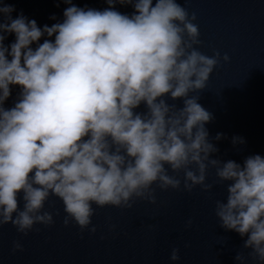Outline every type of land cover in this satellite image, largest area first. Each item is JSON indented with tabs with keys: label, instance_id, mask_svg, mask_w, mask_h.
I'll use <instances>...</instances> for the list:
<instances>
[{
	"label": "clouds",
	"instance_id": "clouds-1",
	"mask_svg": "<svg viewBox=\"0 0 264 264\" xmlns=\"http://www.w3.org/2000/svg\"><path fill=\"white\" fill-rule=\"evenodd\" d=\"M62 2L70 5L63 21L41 28L23 14L13 19L15 9L0 0V228L10 223L27 235L37 224L51 226L53 214L44 209L55 196L65 227L75 222L94 233L93 205L130 209L137 200L156 204L157 188L183 183L185 191L210 192L226 182L215 215L220 227L246 237L248 250L234 259L264 264V157L243 164L212 158L219 149L205 125L214 116L198 102L229 55L196 47L197 14L178 0H105L104 10ZM116 4L132 5L133 14ZM5 34L15 35L8 46ZM12 85L19 99L5 108ZM141 104L146 110L136 111ZM209 168L213 183L206 182ZM22 250L14 241L12 251ZM179 251L172 249V261Z\"/></svg>",
	"mask_w": 264,
	"mask_h": 264
},
{
	"label": "water",
	"instance_id": "water-1",
	"mask_svg": "<svg viewBox=\"0 0 264 264\" xmlns=\"http://www.w3.org/2000/svg\"><path fill=\"white\" fill-rule=\"evenodd\" d=\"M2 2L15 9L11 13L13 19L23 14L41 28L62 22L63 12L70 6L62 0ZM178 2L197 14L194 23L199 26L202 43L196 47L209 56L219 50L221 56L227 53L230 57L213 70L198 101L214 116L205 125L211 142L219 149L212 158L243 164L250 155L264 157V0ZM72 3L85 9L109 7L105 0ZM115 10L127 15L134 12L129 4H116ZM5 35L4 44L8 46L15 35ZM44 39H49L46 34L39 43ZM10 88L5 108L13 107L21 92L19 86ZM168 102L183 106L182 100ZM145 110L143 104L136 109ZM217 133L224 138L216 141ZM233 137H242L246 143L233 146ZM179 176L182 180L183 173ZM216 179L215 169L209 168L206 182ZM226 187V182H220L210 192L202 191L200 186L188 192L182 183L179 190L157 188L156 204L137 200L130 209L93 205L95 215L89 228L95 226L94 233L89 229L82 231L75 222L65 227L64 205L59 198L50 196L44 210L53 214L55 222L51 226L37 224L27 235L17 232L10 223L0 228V264H239L234 257L243 250L246 237L220 227L215 215V201L226 199ZM14 241L22 244V251H12ZM173 248L180 250L177 261L170 259ZM243 251L246 254L248 250ZM246 264L261 262L249 259Z\"/></svg>",
	"mask_w": 264,
	"mask_h": 264
}]
</instances>
